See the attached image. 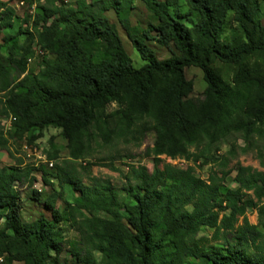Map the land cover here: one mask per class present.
<instances>
[{"label": "trees", "instance_id": "1", "mask_svg": "<svg viewBox=\"0 0 264 264\" xmlns=\"http://www.w3.org/2000/svg\"><path fill=\"white\" fill-rule=\"evenodd\" d=\"M135 1L26 0L35 5L32 16L2 35L15 11L0 0V119L13 118L7 137L0 122V151L9 139L32 144L36 132L54 128L67 142L64 164H75L95 147L138 146L154 135L146 150L152 170L128 165L120 189L91 174L84 184L57 166L55 189L43 172L51 192L42 200L32 191L43 210L32 221L21 219L16 185H32L34 169L0 166V264H57L64 245L72 264H264V233L246 217L254 211L264 227V69L245 64L264 59L259 0H185L184 14L179 0H140L157 22L156 42L173 49L163 61L145 43L148 33L130 26ZM110 11L145 62L141 68L132 67ZM229 23L236 35L227 41ZM33 45L44 55L36 73L27 68ZM214 62L236 71L224 80ZM190 66L203 74L202 100L189 97ZM234 135L244 151L256 146L262 170L238 165L232 189L228 159L213 156ZM161 157L218 169L202 179ZM113 160L106 165L112 171ZM64 186L76 196L59 209ZM62 225L76 232V242L64 239ZM202 227L212 230L209 238L197 236Z\"/></svg>", "mask_w": 264, "mask_h": 264}, {"label": "rangeland", "instance_id": "2", "mask_svg": "<svg viewBox=\"0 0 264 264\" xmlns=\"http://www.w3.org/2000/svg\"><path fill=\"white\" fill-rule=\"evenodd\" d=\"M1 1L9 2V0ZM18 1L19 0H10L9 2V6L15 11V17L13 20V26L7 31H3L2 35L16 32L21 25V22L27 17L26 15L28 14L29 9L26 7V5L23 7H16V3ZM60 1L65 4H71L74 2V0ZM86 1L96 2L99 0ZM158 1L163 2L164 0ZM178 8L182 14L188 11L185 0L178 1ZM106 17L115 26L114 28L122 43V46L131 60L132 67L134 69L141 68L145 62L140 59L136 50L133 48L131 42L127 38V35L118 25L113 12H107ZM258 19L261 25L264 26V0H259ZM128 20L130 22V26L135 27L140 33H148L149 37L147 40H145V43L154 52L156 58L159 61L167 60L172 56L173 49L171 47L165 48L156 42V33L153 32L152 29L157 25V22L153 16L146 11L140 0H136L133 3V9L128 15ZM193 20L194 19L191 18L192 22H187L186 24L191 25V23L194 22ZM235 35L236 32L234 25L229 23V25L225 27L223 38L228 41ZM19 40L22 41V38ZM32 50L33 56L29 59V61H27V68L28 70L36 73L41 69L40 66L44 55L38 53L39 50L35 45L32 46ZM245 64H247L250 69H264V59L252 58L251 60H247ZM213 67L215 68L217 74L224 80L230 78L231 75H233L236 71L234 66L223 63L214 62ZM184 75L185 78L191 83L189 97L202 100L203 93L206 89V83L201 70L197 67L190 66L185 68ZM1 119L4 122L3 126L1 125L2 130L7 137L12 128L10 125L9 129L6 130L10 117ZM33 136H35L36 139L32 142V144H27L24 140L19 141L16 139H9L6 149L0 151V166L19 167L21 169L31 167L34 169V171L31 172V177L33 178L32 185H29L26 182L22 185H16L17 193L19 195V213L23 221H32L43 211L41 206L37 205L36 202L31 200L32 191L39 193L42 197V200L46 198L51 192L50 186L44 185L42 183L41 176L43 172L46 173L45 175L46 178L49 179V183H51L55 189L58 188L56 181L51 178L54 177V168L56 166L63 168V173L72 174V171H74V173L79 174V176L83 178L84 184H87L86 177L88 174H91L93 177L109 181L111 186L115 189H120L124 185L122 177L127 172L128 165L144 166L149 172L152 170L151 159L146 154V150L151 148L154 140V135L152 133L146 134L143 138V141L138 146L132 144L123 145L118 143L108 148L95 147L89 158H86V160L77 161L75 164H64V161L69 159L68 151L66 149L67 142L61 136L59 129L46 128L42 131L36 132ZM23 144L32 146V149L36 151L30 153L25 151L23 149ZM257 146H259L258 148L261 149L262 142H259ZM244 147L245 146L242 140L237 135H234L229 137L226 141L219 143L217 145L218 151L213 156V158L226 157L228 159L226 170L229 171L230 174L226 178L225 183L229 188L232 189H235L237 186L234 181V177L235 170L238 165L248 166L256 170H262L260 167V158L258 157L257 150H255L256 146H253V148L246 151L243 150ZM229 150L232 151L231 154L228 153ZM53 155H55V158L52 159ZM112 159L114 160L111 163L114 169H116L113 171L109 170L106 166ZM161 159L164 163L172 164L182 169L192 167L194 174L202 179H206L209 169H218L216 164L200 165L199 163L193 164L180 159L170 160L164 157H161ZM47 162L52 163L51 169L47 166ZM63 193V199L56 202V207L59 209L63 207L65 202L70 203L71 200L76 196V194L68 186L63 187ZM94 214L98 217H106L103 213ZM246 217L251 225L256 226L257 231L264 233V227L258 226L257 216L254 211H248ZM2 221L3 220L0 221V225L2 224ZM61 229L63 230V236L66 241L74 243L78 240V235L74 230L70 229L68 225H62ZM211 231L212 230L206 227H202L197 236L209 238ZM67 248V245H64V251L59 256V262L57 264H72L68 257ZM96 258H99L97 254Z\"/></svg>", "mask_w": 264, "mask_h": 264}, {"label": "built area", "instance_id": "3", "mask_svg": "<svg viewBox=\"0 0 264 264\" xmlns=\"http://www.w3.org/2000/svg\"><path fill=\"white\" fill-rule=\"evenodd\" d=\"M26 5V7L29 9L28 10V16H32V12H33V10L35 9V5L34 4H30V5H28L27 4V2H26V0H19L17 3H16V7L17 6H20V7H23V6H25ZM38 53L39 54H42V52L41 51H38ZM29 61V60H28ZM12 121H13V118H10V120L8 121V124H7V127H6V130H8L9 129V126L11 125V123H12ZM0 122H1V125L3 126V120L2 119H0ZM23 149L25 150V151H27V152H35L36 150H33L32 149V146H28L27 144H23ZM47 166L51 169L52 168V163L51 162H47Z\"/></svg>", "mask_w": 264, "mask_h": 264}]
</instances>
